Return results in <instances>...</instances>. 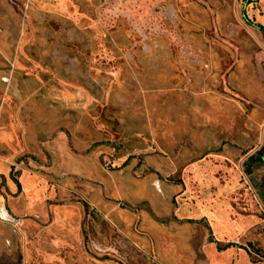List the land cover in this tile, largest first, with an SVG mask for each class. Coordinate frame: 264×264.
<instances>
[{
	"label": "rangeland",
	"instance_id": "obj_1",
	"mask_svg": "<svg viewBox=\"0 0 264 264\" xmlns=\"http://www.w3.org/2000/svg\"><path fill=\"white\" fill-rule=\"evenodd\" d=\"M107 1L0 0V264L264 262V0Z\"/></svg>",
	"mask_w": 264,
	"mask_h": 264
},
{
	"label": "flooded vegetation",
	"instance_id": "obj_2",
	"mask_svg": "<svg viewBox=\"0 0 264 264\" xmlns=\"http://www.w3.org/2000/svg\"><path fill=\"white\" fill-rule=\"evenodd\" d=\"M194 2H196V0H194ZM107 3L108 6L112 8V10H103L102 12L104 13V15L111 12L113 15H117L119 8L124 7L127 9L126 13L130 15L129 17L133 22V26L141 30L144 26L153 27L151 26L153 25L151 24L153 22V19L150 20L145 15L147 12H151L154 18L159 17V15L160 17L162 16L168 18L175 15V11L177 8H188V0H117L116 2H113V0H108ZM152 7H158L160 11H153ZM133 9H136L137 13H134V11H132Z\"/></svg>",
	"mask_w": 264,
	"mask_h": 264
},
{
	"label": "crops",
	"instance_id": "obj_3",
	"mask_svg": "<svg viewBox=\"0 0 264 264\" xmlns=\"http://www.w3.org/2000/svg\"><path fill=\"white\" fill-rule=\"evenodd\" d=\"M202 2H201V6L200 7H198V8H196V9H194L193 10V15H195L196 16V18L198 19L197 21L198 22H196L194 25L196 26V27H193L192 26V28L191 29H195V30H198V29H202V28H205V27H207V25L209 24V12H208V10L206 9V7H204L205 6V2H207V1H210L213 5H215V6H217L219 3H220V0H201ZM249 1V0H248ZM250 1H253V0H250ZM219 15H223V13H221V14H219ZM245 15V14H244ZM245 18H246V16H245ZM247 19V18H246ZM247 21L250 23V21L247 19ZM192 24V23H191ZM16 182V184L18 185V187H20V183L18 182V181H15ZM19 184H18V183ZM229 244H232V247L233 246H237V244H235V243H233V242H230V243H228V244H226L225 246H223V247H221V246H219L220 247V249L221 248H224V247H227V246H230ZM240 249H243V250H245V251H247V249L248 248H246V247H244V246H238ZM244 257V262L246 263V264H264V262L263 261H252V260H250L248 257H246V256H243Z\"/></svg>",
	"mask_w": 264,
	"mask_h": 264
},
{
	"label": "built area",
	"instance_id": "obj_4",
	"mask_svg": "<svg viewBox=\"0 0 264 264\" xmlns=\"http://www.w3.org/2000/svg\"><path fill=\"white\" fill-rule=\"evenodd\" d=\"M0 218L6 221H14L16 220L9 212V210L3 207L0 211Z\"/></svg>",
	"mask_w": 264,
	"mask_h": 264
},
{
	"label": "trees",
	"instance_id": "obj_5",
	"mask_svg": "<svg viewBox=\"0 0 264 264\" xmlns=\"http://www.w3.org/2000/svg\"><path fill=\"white\" fill-rule=\"evenodd\" d=\"M251 23V22H250ZM258 28H260L261 29V31H263V33H264V25H262V24H255ZM252 159H254V158H252ZM249 171H251V170H249ZM18 183V182H17ZM19 184V183H18ZM20 185V184H19ZM229 245H232V244H229Z\"/></svg>",
	"mask_w": 264,
	"mask_h": 264
}]
</instances>
